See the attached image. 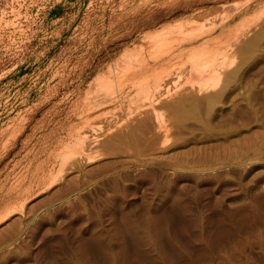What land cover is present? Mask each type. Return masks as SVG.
<instances>
[{"label": "rangeland", "instance_id": "374dc122", "mask_svg": "<svg viewBox=\"0 0 264 264\" xmlns=\"http://www.w3.org/2000/svg\"><path fill=\"white\" fill-rule=\"evenodd\" d=\"M176 1L0 0V264H264V0H189L255 13L215 107L160 111L164 150L77 115L134 40L190 12ZM141 7L165 16L122 36ZM72 124L92 155L67 157ZM24 175L43 182L5 202Z\"/></svg>", "mask_w": 264, "mask_h": 264}, {"label": "bare ground", "instance_id": "6f19581e", "mask_svg": "<svg viewBox=\"0 0 264 264\" xmlns=\"http://www.w3.org/2000/svg\"><path fill=\"white\" fill-rule=\"evenodd\" d=\"M176 2L177 6L171 8L170 14L176 12L178 9H183L184 11L190 10V12L182 19L180 18L181 20L179 19L177 22L175 20V23L165 25L144 34L142 33V36L139 34L141 36L139 40H134V42L115 59V62L112 64L113 70L110 68L107 71H110L112 74L109 73L110 76H103L102 80L100 79L101 77L99 78V80H101V95L99 92L98 94L101 97L98 95L100 98H96L98 101L100 100L98 106H96L97 104L94 106V103L93 107L92 105L90 106V103H87L89 106L81 105L80 109L82 111L77 114L79 118L82 119V117L85 116L84 120H87L91 116L96 115L103 118L100 119L101 121H107L108 119L110 121L113 120V125L119 123L115 126L116 129L119 125V128L122 127V135L125 134L131 137L135 135H137L136 137L144 136L146 141L143 140V137L140 140H142L145 146L147 144L153 149L160 148L161 150V148L163 149V146L168 143V136H171L169 135V128L170 122L173 119L171 116V121H169V117L167 118L165 116V118L163 115L164 112L162 113L160 111H166L169 114L167 116L171 114L176 117L177 111L183 107L195 108L200 105L204 106V104L206 106H212L217 102L219 97L223 98L221 94L224 93L225 87L231 83L230 80L235 73L233 67L232 70H229V68L227 69L228 62H230L232 57L234 58V56H237L234 55V53L237 52L235 49L239 46L236 40L240 39L239 37L248 29V24L252 22V20L250 22L249 19H251L255 13L253 11L254 8L253 10L249 8L245 9V5L242 3H235L236 5L234 4L233 6L230 4L231 7H225L226 5H224L221 9L219 8L216 11L215 8L214 10L213 8H207L208 10L201 9L199 6L198 8H192L195 3H191L189 0L179 1V3L177 0ZM158 7L159 6L156 8ZM159 8L163 9V7ZM208 14H211V16L203 20L202 18L209 16ZM164 16L165 13H160L154 10V8L141 7L139 11L132 16V20L129 22V26H127L124 32L125 34L122 36H130L132 33L139 31V29H143L147 26L151 27ZM234 44H236L237 47ZM232 49H234L235 52ZM238 50H241V48H238ZM237 53L241 54L240 52ZM233 58L232 60L234 61L235 58ZM232 60L231 62H233ZM231 65H228V67ZM232 86H230V89ZM171 89H173L174 93H170ZM235 94L237 93L235 92ZM76 106L77 103L75 102L71 104L72 112H75ZM98 107L99 109H96ZM186 110L185 112L188 113ZM178 112L180 113V110ZM206 113L205 111V114ZM178 118L179 117H177V119ZM82 130H80L79 126L74 124L69 127L67 133L68 145L64 149L69 155L66 152L64 153V151L62 154H67V157L71 159L76 156L77 159L78 156H86V152L88 153L87 146H92L91 143L94 141H90L86 132ZM171 130L170 128V132ZM179 139L180 138H178L177 142ZM234 144L237 145L236 143ZM91 153L88 154L92 155ZM89 155V158L86 160H92ZM64 159L66 160V157H64ZM63 161L62 159V162ZM36 178L32 175L27 179L24 175V177L13 183L3 196L5 202L10 201L11 198H14L16 195L29 193L32 187L43 182L41 179H37L36 182ZM53 181H55V179H48L45 187ZM9 208L12 211L11 206ZM15 209L17 208L15 207Z\"/></svg>", "mask_w": 264, "mask_h": 264}]
</instances>
